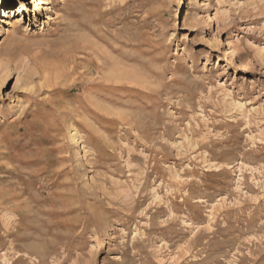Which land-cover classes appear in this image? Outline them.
<instances>
[{
    "label": "rangeland",
    "instance_id": "374dc122",
    "mask_svg": "<svg viewBox=\"0 0 264 264\" xmlns=\"http://www.w3.org/2000/svg\"><path fill=\"white\" fill-rule=\"evenodd\" d=\"M36 3L0 2V264H264V0Z\"/></svg>",
    "mask_w": 264,
    "mask_h": 264
},
{
    "label": "bare ground",
    "instance_id": "6f19581e",
    "mask_svg": "<svg viewBox=\"0 0 264 264\" xmlns=\"http://www.w3.org/2000/svg\"><path fill=\"white\" fill-rule=\"evenodd\" d=\"M48 0H37V3L35 4V8H39L40 6L39 5H42V4H44V3H46ZM0 2H2V0L0 1ZM4 2V1H3ZM6 4V1L3 3V5H5ZM21 7V8H20ZM16 11L19 13V12H21L22 11V6H18L17 7V9H16ZM14 14V13H13ZM8 15V13H7V11H6V9H2V17H5V16H7ZM113 32V31H112ZM114 34V33H113ZM110 37H112V36H110ZM106 59V58H105ZM104 59V60H105ZM107 59H109L108 57H107ZM106 59V60H107ZM103 61V60H102ZM108 61V60H107ZM110 61H112V60H110L109 59V61L108 62H110ZM113 62V64H111ZM110 64L111 65H108V66H111V67H109V70H108V74L110 75V77H112L113 79L114 78H119L120 76L122 77L123 75H122V73H124V72H121V65L119 64V63H117V62H115L114 63V61H112ZM105 63H106V61H105ZM103 64V63H102ZM108 64V63H107ZM102 66H104V67H107L108 68V66H106V65H102ZM104 67H100V68H104ZM124 69V68H123ZM125 70V69H124ZM124 70H122V71H124ZM105 71H107V69L105 70ZM104 71V72H105ZM7 72H8V68H7V66H4L3 67V69H2V76L1 77H3V78H5V76H7ZM106 73V75H107V72H105ZM129 73V72H128ZM126 74V73H125ZM102 75V74H101ZM105 75V76H106ZM129 75V74H128ZM100 77V76H99ZM101 77H103V76H101ZM107 77V76H106ZM109 76H108V78H110ZM124 77V76H123ZM3 78H2V80H3ZM126 78V77H125ZM103 79V78H102ZM106 79V78H105ZM125 80V79H124ZM124 80H123V83H124ZM109 81H111L110 79H109ZM119 81V80H118ZM121 81V80H120ZM119 81V82H120ZM104 82V81H103ZM116 82V81H115ZM109 83V82H108ZM111 83H112V81H111Z\"/></svg>",
    "mask_w": 264,
    "mask_h": 264
}]
</instances>
